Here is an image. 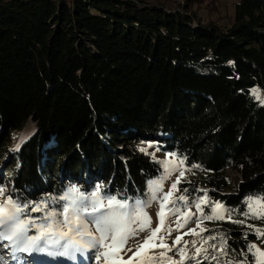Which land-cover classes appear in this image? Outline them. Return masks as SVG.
Segmentation results:
<instances>
[{
    "label": "trees",
    "instance_id": "obj_1",
    "mask_svg": "<svg viewBox=\"0 0 264 264\" xmlns=\"http://www.w3.org/2000/svg\"><path fill=\"white\" fill-rule=\"evenodd\" d=\"M27 121L35 134L9 154ZM146 140L201 166L180 184L190 198L238 210L243 224L218 225L232 256L264 246V221L239 215L264 193V0H0V184L143 197L161 174Z\"/></svg>",
    "mask_w": 264,
    "mask_h": 264
},
{
    "label": "snow or ice",
    "instance_id": "obj_2",
    "mask_svg": "<svg viewBox=\"0 0 264 264\" xmlns=\"http://www.w3.org/2000/svg\"><path fill=\"white\" fill-rule=\"evenodd\" d=\"M253 94L259 99L258 90L253 89ZM25 142V137L21 138V143ZM153 145L149 143V147ZM19 145L15 151H19ZM140 152L150 155L151 159L162 169L155 179L146 182V192L143 197L131 196L127 190L123 192H111L106 189L103 183H97L88 190L75 184H70L62 189L58 194L46 193L39 199H29L20 194L15 187L12 192L5 195L8 185L0 184V252L6 253L13 264H49L57 258H64L66 261L76 262L78 256L92 261V264H132L138 259V264H159L152 256L148 255V250L155 247V238L161 232L165 223V213L177 216L176 229L169 228L168 235L173 230L179 231L189 223H195V227L189 228L187 232L178 235L172 242V246L160 239L159 247L166 252H173L174 256H179L181 264L185 260L192 261L193 264H204L205 261L217 260L216 256H211L207 249L201 251L196 247L197 240L185 241L182 246L181 240L184 235L200 237L202 244L209 241L219 240V252L222 256H227L229 251L228 240L230 236L225 232L201 236L202 232L209 231L201 228L196 229L207 221H227L235 224H243L244 220H232V214L237 209L226 206L221 201L212 200L205 189H195L196 192H203V196L192 197V204L200 213L195 216L188 207L189 196L177 192L188 193L187 188L180 189V180L185 175L187 168H181L185 164L186 157L180 158L179 162L168 160H158L155 153H148L146 148H139ZM160 149L157 148L156 151ZM168 157H174L176 153H166ZM191 168H200V165H191ZM179 173L177 179L171 183L169 190L164 191V183L171 179L172 175ZM153 203L159 205L157 218L159 226L151 228L152 217L147 209ZM243 204L244 211L239 215L245 218L261 219L264 221V193L250 194L245 197ZM169 205H171L169 207ZM202 205H207L208 212ZM183 208V210H182ZM39 213V215H34ZM225 213L228 215L226 216ZM184 218L183 224L180 218ZM248 227H253L248 225ZM258 238L264 237V232L259 228H253ZM148 232L143 244L136 249L132 257L124 260L120 255L121 251L131 239L139 237L140 233ZM248 234H244L247 239ZM191 243L195 249V254L185 252L187 245ZM179 246V247H177ZM216 250V245H212ZM229 249V251H225ZM128 251H132L131 248ZM240 255L243 257L241 264H264V250L256 244L249 242ZM252 260H248V256ZM31 257V260L27 258ZM37 257L49 258L48 261H37ZM165 259V257H161ZM171 264H176L172 257H166ZM0 264H10L5 255H0ZM219 264V261L217 262ZM224 264H230L225 261Z\"/></svg>",
    "mask_w": 264,
    "mask_h": 264
},
{
    "label": "rangeland",
    "instance_id": "obj_3",
    "mask_svg": "<svg viewBox=\"0 0 264 264\" xmlns=\"http://www.w3.org/2000/svg\"><path fill=\"white\" fill-rule=\"evenodd\" d=\"M179 2H181V4H184L186 2V0H177ZM37 128H36V125L35 123H33L32 121H27L22 129L16 131L13 133L12 135V143L9 147V154L10 153H19L20 151V147L23 143H21V138L22 137H25V141L28 140L29 138H31V136H33V134H35ZM149 143H151L153 146L152 147H149ZM20 146L19 147V151H15L16 147L17 146ZM141 147L140 148H146L148 150V153L151 154V153H155V156L158 160H168V159H171L173 161H176L177 163L179 162V159L181 158L178 154L174 157H168L166 155V153H175V152H171V151H167L165 150L163 147H162V144L159 140H146V141H143L140 145ZM159 148L160 150L159 151H156V149ZM4 162V161H3ZM3 162H0V169H1V166L3 164ZM182 170L187 168L188 170L185 171V175L184 177L181 178L180 180V184L182 182L184 183H189L190 180L192 181V179H197V178H201L202 177V174L195 168H189L186 163L184 165L181 166ZM161 174H162V169H161ZM237 173L235 171H228L226 175H228V177L231 179V182L236 185L237 184V181H238V175H236ZM179 173H175L172 175L171 179H169L168 181H166L164 183V191L167 192L169 190V187L171 185V183H173L177 177H178ZM7 175H6V172L3 171V170H0V181H5L6 182V178ZM157 178V177H156ZM12 182L10 181V185L12 186L11 184ZM7 185V183H5ZM105 185L106 188H108V186L103 183ZM10 186V187H11ZM180 187V185H179ZM82 190H88L90 189L91 187H84V185L81 187ZM11 193V189L9 187H7L6 189V192H5V195ZM180 194H184V195H187L185 193H182V192H177L176 193V196L180 195ZM195 197H198L197 195H195ZM3 197H0V200H2ZM171 205H169L170 207ZM206 206V207H205ZM190 211L192 213L195 214V216H199L200 213L197 212V209L195 208V206L192 204V198L189 197V205H188ZM202 207L205 209V213L208 212V207L207 205H202ZM159 210V205L157 203H153L151 205V207H149L147 209L148 213L150 214V216L152 217V223H151V228L155 229L159 226V221H158V218H157V211ZM183 210V208H182ZM34 215H39V213H36ZM225 215L227 216L228 214L225 213ZM176 221H177V216L175 215H170L167 213H165V223H164V226H163V229L161 230L160 233L157 234V237L155 238V241L154 243H157L159 244L160 243V239L163 238V240L171 247L172 246V242L176 239V237L178 235H182L183 232H187L189 228H193L195 227V223H189L186 227H184L183 229H180L179 231H176V230H173L171 235H168V229L171 227L173 229H176L177 227V224H176ZM184 222V218L181 217L180 218V223L183 224ZM223 222H226V221H216V220H213V221H207L205 220L200 228H197L196 231L197 232H200L201 228L203 229H207L209 231H205V232H202L201 233V236H207L209 234H218L220 231L218 225L223 223ZM148 235V232H142L140 233L139 237L136 238V239H131L128 241L127 245H125L124 249L121 251L120 255L123 256V259L124 260H128L129 259V255H131L134 251H136V249L138 247H140L143 242H144V238ZM197 240V244H196V247H200L201 248V251L203 252L204 249H207L209 254H210V257L211 256H216L217 257V260H212L211 261V264H217V262L219 261V264H224L225 261H228L230 262V264H241V260L235 258L234 256H232L230 253L227 255V256H222L219 252V248H220V244H219V240H215V241H209V243L207 244H202L201 240H200V237H197V236H193V235H184L182 240H181V245H183V243L185 241H192V240ZM215 244L216 245V250L214 251L213 248H212V245ZM254 244L257 245V247H259L261 250H264V246L258 242H254ZM179 247V246H177ZM131 248L132 251H128V249ZM225 251H228V249H225ZM175 252V248L173 249V253ZM185 252L188 253V254H195V249L193 248V245L191 243H189L187 245V248L185 249ZM0 255H5V258L7 260H9L10 264H13V262H11L10 260V257H8L6 255V253H3V252H0ZM172 260H175L176 261V264H181V261H180V257L179 256H174L172 255ZM28 260H31L32 258L29 257L27 258ZM38 261H48L49 258H46V257H37L36 258ZM60 261V264H70V262L64 260V258H59L58 259ZM92 264V261L90 260H86V259H81L80 261V264ZM104 261L101 260L100 264H103ZM56 264V262H55ZM132 264H138V261L137 260H133ZM167 264H171V261H169ZM183 264H193L192 261H189V260H185L183 262ZM204 264H209V261H205Z\"/></svg>",
    "mask_w": 264,
    "mask_h": 264
},
{
    "label": "bare ground",
    "instance_id": "obj_4",
    "mask_svg": "<svg viewBox=\"0 0 264 264\" xmlns=\"http://www.w3.org/2000/svg\"><path fill=\"white\" fill-rule=\"evenodd\" d=\"M155 245H156L155 247H152L148 250V255L154 257L159 262V264H167L169 260H167L166 257H171L173 255V252H166V250L164 248L159 247V244L157 243H155ZM134 252L131 255H129V257H132ZM162 256L165 257V259H161ZM58 259L59 258H57V260L55 261H50L49 264H55V262L56 264H60V261ZM81 259H83V257L78 256L77 261L74 262V264H80ZM138 259L139 258H137L136 260L138 261ZM70 264H73V262H70Z\"/></svg>",
    "mask_w": 264,
    "mask_h": 264
}]
</instances>
